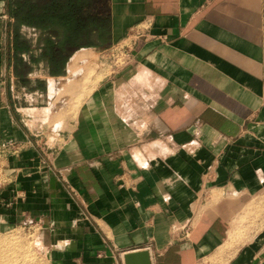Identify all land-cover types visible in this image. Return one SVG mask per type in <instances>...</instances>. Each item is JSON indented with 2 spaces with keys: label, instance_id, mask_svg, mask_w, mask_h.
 Wrapping results in <instances>:
<instances>
[{
  "label": "crops",
  "instance_id": "crops-1",
  "mask_svg": "<svg viewBox=\"0 0 264 264\" xmlns=\"http://www.w3.org/2000/svg\"><path fill=\"white\" fill-rule=\"evenodd\" d=\"M56 2L0 0L2 216L50 264H264V0Z\"/></svg>",
  "mask_w": 264,
  "mask_h": 264
},
{
  "label": "rangeland",
  "instance_id": "rangeland-1",
  "mask_svg": "<svg viewBox=\"0 0 264 264\" xmlns=\"http://www.w3.org/2000/svg\"><path fill=\"white\" fill-rule=\"evenodd\" d=\"M23 1L15 0L16 3ZM45 2L44 0H38V14L43 12L41 8ZM107 55L109 57L108 62L113 67L121 65L125 61L116 50H112ZM78 103L72 107L73 112L76 111ZM46 124L47 126L54 125L53 119ZM47 140L48 138L45 137L42 143ZM4 168L3 160H1L0 196H2L1 191L12 181V176ZM41 226L42 223L38 220H24L22 223L9 222L0 212V264H50L47 234Z\"/></svg>",
  "mask_w": 264,
  "mask_h": 264
},
{
  "label": "trees",
  "instance_id": "trees-1",
  "mask_svg": "<svg viewBox=\"0 0 264 264\" xmlns=\"http://www.w3.org/2000/svg\"><path fill=\"white\" fill-rule=\"evenodd\" d=\"M46 1L42 6L43 16L37 13L38 0H24L23 2L16 3L14 0L15 8L12 10V15L16 20L15 29L18 30L22 25L31 26L36 23L45 24L46 22H36L43 17L44 21L50 19L51 12L56 11L60 4H57L56 0H44ZM43 28H48L43 26ZM56 45H53L51 41H48L46 47V55L50 57V61L53 63L54 70L56 72H62L64 70L65 64L68 61V57H62V54L67 50L66 44L59 46V50H56ZM60 52L61 56L57 57L55 53Z\"/></svg>",
  "mask_w": 264,
  "mask_h": 264
},
{
  "label": "water",
  "instance_id": "water-1",
  "mask_svg": "<svg viewBox=\"0 0 264 264\" xmlns=\"http://www.w3.org/2000/svg\"><path fill=\"white\" fill-rule=\"evenodd\" d=\"M125 264H152L150 253L147 250L125 255Z\"/></svg>",
  "mask_w": 264,
  "mask_h": 264
},
{
  "label": "built area",
  "instance_id": "built-area-1",
  "mask_svg": "<svg viewBox=\"0 0 264 264\" xmlns=\"http://www.w3.org/2000/svg\"><path fill=\"white\" fill-rule=\"evenodd\" d=\"M143 32L142 31H138L136 33H134L133 35H131L129 38H128V43L126 45V47L128 48L129 44H131L132 42H135L137 38L139 37H142L143 36Z\"/></svg>",
  "mask_w": 264,
  "mask_h": 264
},
{
  "label": "bare ground",
  "instance_id": "bare-ground-1",
  "mask_svg": "<svg viewBox=\"0 0 264 264\" xmlns=\"http://www.w3.org/2000/svg\"><path fill=\"white\" fill-rule=\"evenodd\" d=\"M233 233V232H232Z\"/></svg>",
  "mask_w": 264,
  "mask_h": 264
}]
</instances>
